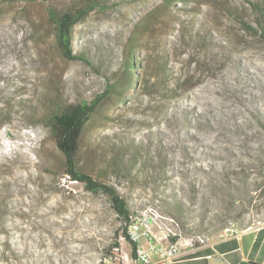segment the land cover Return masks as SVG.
I'll return each instance as SVG.
<instances>
[{
  "label": "rangeland",
  "instance_id": "obj_1",
  "mask_svg": "<svg viewBox=\"0 0 264 264\" xmlns=\"http://www.w3.org/2000/svg\"><path fill=\"white\" fill-rule=\"evenodd\" d=\"M250 1L100 0L72 29L84 62L46 14L69 0H0V264H133L108 197L66 176L50 128L101 95L77 166L131 218L159 216L154 247L264 224V39L227 13L258 29Z\"/></svg>",
  "mask_w": 264,
  "mask_h": 264
},
{
  "label": "trees",
  "instance_id": "obj_2",
  "mask_svg": "<svg viewBox=\"0 0 264 264\" xmlns=\"http://www.w3.org/2000/svg\"><path fill=\"white\" fill-rule=\"evenodd\" d=\"M184 0H161L166 8L181 3ZM252 13L254 14L253 22L257 24L258 29L253 28L248 21L238 17L239 15L232 10H227L228 15L239 18L241 27L250 33L260 34L264 39V0L250 1ZM105 6L100 0H69L65 7H58L54 2L47 5L46 14L48 19L54 25L55 38L57 46L63 57L69 60L79 59L85 61L81 56H75L72 52V29L80 21L85 19L88 14L97 7ZM254 32V33H252ZM138 37L133 36L129 40V48L134 47ZM125 62V73L123 74V83L129 87L137 84V80L131 77L132 69L135 68V61L132 54L128 53ZM85 59V60H84ZM164 74L158 78L162 80ZM129 76V77H128ZM149 82V80H148ZM147 83V81L145 82ZM106 94V93H105ZM104 98V95L98 96L91 103H80L70 106L59 113L53 114L50 120L51 133L55 139L57 148L61 151L65 158V174L71 180L83 184L84 188L94 194L102 193L109 199L110 206L121 222L120 234L131 248V259L136 264V251L138 244L130 239L128 228L131 226V213L125 201L118 193L106 184H103L91 176L81 171L77 166V156L80 147V139L86 123L90 120V116L94 112L98 103ZM115 248L119 247L118 242L114 243Z\"/></svg>",
  "mask_w": 264,
  "mask_h": 264
},
{
  "label": "crops",
  "instance_id": "obj_3",
  "mask_svg": "<svg viewBox=\"0 0 264 264\" xmlns=\"http://www.w3.org/2000/svg\"><path fill=\"white\" fill-rule=\"evenodd\" d=\"M139 244L152 261L157 259L145 241ZM159 264H264V224L241 230L236 235L225 232L218 239L193 247H181L173 260Z\"/></svg>",
  "mask_w": 264,
  "mask_h": 264
},
{
  "label": "built area",
  "instance_id": "obj_4",
  "mask_svg": "<svg viewBox=\"0 0 264 264\" xmlns=\"http://www.w3.org/2000/svg\"><path fill=\"white\" fill-rule=\"evenodd\" d=\"M131 221L134 228L130 229L128 233L130 239L138 244L140 238L143 237L146 245L148 246V249L153 251L157 256V259L155 261H152L148 256L146 250L138 246L136 251V261L141 264H159L162 262L173 260L178 253L179 248L185 247L183 245V242L180 240L174 242L169 241L170 235L168 234H165L162 237V240L166 243L164 247H154V245L151 244V240L152 238H154L153 228L157 226L159 221V216L155 215V213L145 212L138 215L134 219L131 218ZM225 232L229 235H236L237 233H239V231L232 228L226 229ZM199 242L201 243L203 241L200 240ZM188 244L189 247H193L196 243L188 242Z\"/></svg>",
  "mask_w": 264,
  "mask_h": 264
}]
</instances>
